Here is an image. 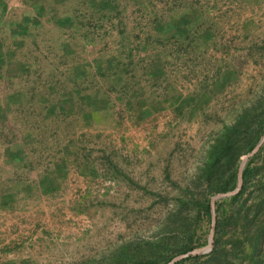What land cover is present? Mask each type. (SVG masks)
<instances>
[{"label":"rangeland","instance_id":"374dc122","mask_svg":"<svg viewBox=\"0 0 264 264\" xmlns=\"http://www.w3.org/2000/svg\"><path fill=\"white\" fill-rule=\"evenodd\" d=\"M261 104L264 0H0V264H247L208 153Z\"/></svg>","mask_w":264,"mask_h":264},{"label":"trees","instance_id":"16d2710c","mask_svg":"<svg viewBox=\"0 0 264 264\" xmlns=\"http://www.w3.org/2000/svg\"><path fill=\"white\" fill-rule=\"evenodd\" d=\"M259 107H261L260 113L257 112V110H251L250 108L244 110L232 125L226 126L222 129L220 135L216 138L208 153V164L211 166V174L209 177L212 175L217 176L219 170L221 171V165L225 163H235L255 148L261 134L264 132V105L261 104ZM235 150H237L236 153ZM260 158L261 165L253 166L252 164L254 161ZM263 176L264 144L245 163L242 173L243 185L237 194L229 198L232 201V204L242 198L249 183L256 178ZM229 190L230 189L226 187H218L215 189V192H227ZM263 208L264 197L253 207V213L251 216L248 214L243 215V213L240 212L238 215L239 221H242L243 225L251 224L253 220L258 217L260 212H262ZM255 227L256 230L252 237H250L253 238L254 241L252 240V242L246 243L248 244V251L247 248H245L246 244L244 242H242V244L240 242H234L231 252L242 253L245 257L243 261L247 260V264H264V256L262 255L264 249V224L262 223ZM175 264H231V261L223 263L222 253L218 248H215L210 255H189Z\"/></svg>","mask_w":264,"mask_h":264},{"label":"water","instance_id":"95a60500","mask_svg":"<svg viewBox=\"0 0 264 264\" xmlns=\"http://www.w3.org/2000/svg\"><path fill=\"white\" fill-rule=\"evenodd\" d=\"M264 144V134L263 136L261 137L259 143L257 144V146L250 152L248 153L242 160L241 162V165H240V168H239V173H238V184H237V188L232 191V192H228V193H223V194H219V195H216L212 198L211 200V207H212V214H213V221H212V227H214L215 225V201L217 199H220V198H223V197H228V196H232V195H235L239 192L240 188H241V184H242V173H243V168H244V164L247 162V160L253 156L259 149L260 147ZM212 241V238L210 237V243ZM201 251L200 250H197V251H193V252H190V253H186L184 255H181L179 258H183L185 256H188V255H191V254H199ZM179 258H175L173 259L172 261H170L168 264H173L177 259Z\"/></svg>","mask_w":264,"mask_h":264}]
</instances>
